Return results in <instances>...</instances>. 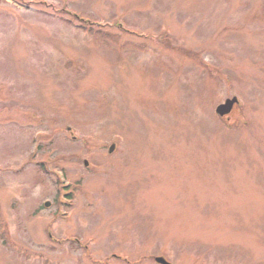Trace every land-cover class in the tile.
<instances>
[{"label":"rangeland","instance_id":"1","mask_svg":"<svg viewBox=\"0 0 264 264\" xmlns=\"http://www.w3.org/2000/svg\"><path fill=\"white\" fill-rule=\"evenodd\" d=\"M156 256L264 264V0H0V264Z\"/></svg>","mask_w":264,"mask_h":264},{"label":"water","instance_id":"2","mask_svg":"<svg viewBox=\"0 0 264 264\" xmlns=\"http://www.w3.org/2000/svg\"><path fill=\"white\" fill-rule=\"evenodd\" d=\"M237 100H236V97H233V98H231V99H226L225 101H224V103H221V104H219L218 106H217V108H216V113H218L220 116H223V115H225V114H227V113H229L230 112V110H231V108H232V106H233V104L236 102ZM112 146L110 147V151L112 150ZM45 205H48L47 203L45 204ZM158 263H161V264H169L167 261H165L163 258H161V257H157L156 259H155Z\"/></svg>","mask_w":264,"mask_h":264},{"label":"trees","instance_id":"3","mask_svg":"<svg viewBox=\"0 0 264 264\" xmlns=\"http://www.w3.org/2000/svg\"><path fill=\"white\" fill-rule=\"evenodd\" d=\"M82 24L86 25V26H83V27H82V29L85 30L86 32H89V33H99V32H101L100 29L95 30V28L92 27V25H90L89 23H82ZM64 158H65V157H63V159H64ZM61 169L63 170V168H61ZM38 171L43 172V174H49V171L46 170L45 168H43L42 163H40ZM63 171H64V170H63ZM57 181L59 182V180L56 179V180H55V183H56ZM78 183H79V182H78ZM79 186L81 187V184H80V183H79L78 187H79ZM56 187H57V186H56ZM74 188H75V187H74ZM73 190H74V189H73ZM56 192H57V194H58V188H56ZM73 194H74V192L72 193V196H74ZM1 237H2V236H1Z\"/></svg>","mask_w":264,"mask_h":264}]
</instances>
